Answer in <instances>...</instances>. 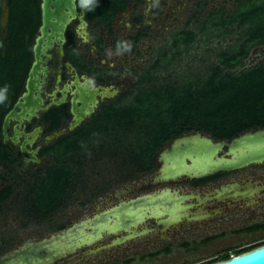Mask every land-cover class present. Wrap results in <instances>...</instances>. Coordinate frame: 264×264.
<instances>
[{"label":"trees","instance_id":"trees-1","mask_svg":"<svg viewBox=\"0 0 264 264\" xmlns=\"http://www.w3.org/2000/svg\"><path fill=\"white\" fill-rule=\"evenodd\" d=\"M21 1L10 0L5 33L0 25L3 44L0 87L9 88V102L0 105V180L2 167L17 174L18 159L3 141L1 127L24 85L32 61V33L36 27L30 4ZM129 2L98 0L95 11L88 14L112 34L115 14L123 11ZM142 19L138 15L135 22L140 24ZM211 29L214 37L235 33L240 36L235 45L219 49L217 61L208 62L202 71L170 77L173 72L168 69L169 64L190 48L197 34L207 36ZM143 30L139 28L130 36L132 52L138 51L137 42L144 36ZM97 37L101 44L102 36ZM117 39L121 38H115L113 46ZM256 44H264V0H234L228 9L222 6L208 11L197 29L188 24L173 32L170 43L159 48L154 60L139 73L125 95L103 104L73 131L44 146L40 157H46L47 162L36 167V172L19 174V181L0 187V215L15 211L24 220L23 225L32 221L55 222L57 212L74 201L87 205L117 187L152 174L158 153L174 137L201 129L215 140H230L244 131L264 127V61L240 71L232 70ZM167 70L169 73L164 75ZM46 115L54 129L66 113L60 106L50 108ZM67 226L66 223L51 226L47 233ZM45 235L39 234L40 238ZM14 240L0 236V256L14 247ZM261 245L264 240L242 246L234 254ZM163 250L145 256H156ZM229 258L230 253L226 252L197 264H213Z\"/></svg>","mask_w":264,"mask_h":264},{"label":"flooded vegetation","instance_id":"flooded-vegetation-1","mask_svg":"<svg viewBox=\"0 0 264 264\" xmlns=\"http://www.w3.org/2000/svg\"><path fill=\"white\" fill-rule=\"evenodd\" d=\"M25 1L28 2V5L30 4L31 12H32L31 16L36 21V27L32 33V40H33L32 60H33V46L36 38L41 35L40 28L43 24V5L45 3V0H23L21 2L25 3ZM48 1H49L48 5L52 11L51 19L53 21L58 20V18H62V16H64L63 14H65L66 12L69 13V0H48ZM148 2L149 0H130L127 7L123 11H120L115 14L111 24L112 34H110L108 30H105L102 25H98L95 19L92 18L90 19L88 13L82 14L79 8H76L74 10V13L73 14L71 13V15H69L70 19L67 22L66 27L62 33L63 38L60 37L59 40L56 41L54 34L51 33L50 29H48V33L51 35L53 43L48 49H46L47 57L46 56L44 57L46 61L43 63V65L47 68V72L40 92V96L42 98L41 108L38 109L35 115H33L30 119L28 120L24 119L22 123H19L16 120L10 121L7 128V133L9 137L14 136L15 129H17V131L36 132V136L31 135L28 137L29 139L30 138L34 139L32 145L28 146V150H34L38 147V152L36 153V156L40 160L39 162H33L30 160L27 164H25L26 158L24 154L20 151V143L24 139V136L23 135L17 136L19 141L17 144H15L12 142L10 138L5 139L4 134L2 132L3 141L9 144V148L13 150V153L18 160L15 161L17 174L16 172L14 174L12 170L11 172L10 171L8 172L5 169V167H2L3 178L1 177L2 179L0 180V187L6 184L15 183L19 181L20 180L19 174L25 175L27 172L30 171L36 172L35 171L36 167L45 165V163L47 162V158L40 157V151L44 146H46V143L48 142L47 139L50 135H52L57 131H64V132L68 131V126L73 116L71 111L72 98L74 96V92L78 89L79 86H81L83 82V78L85 76L94 78L97 85L96 88L98 89L99 92L102 93L101 95L99 94L96 96L97 105L95 107L94 113L90 115L89 118H91L100 109V107L103 104L110 103L113 100H116L119 97L125 95L124 93L128 92V90L136 83L139 73L144 71V68L142 67V63L144 59L140 57V52L142 51L141 49L142 38L145 35L148 36V34H146L147 28L144 27L146 23V17L151 18V15L149 14L150 12H153V11L150 12L145 11ZM179 2L182 5L183 1L179 0ZM9 3L10 0H0V25L2 26L3 33L6 32L4 25L8 21L9 7H10ZM197 3L198 2L195 1L194 7H197L198 5ZM177 4L178 2H176V0H161L162 8L159 10V12H154L155 14H158L156 15V20L161 21L163 25L162 28H165V30H167V27L162 20L168 16V11L166 9L175 7ZM57 6L63 7V11H61L60 8L56 9L55 7ZM178 6L180 5L178 4L175 7L176 10L179 9ZM20 7L21 9H24L25 6L20 5ZM221 7L222 6H217L216 9H220ZM229 7L227 8L224 7V9H228ZM211 10H213V8L206 10L207 13L205 17L208 15V11ZM194 12L195 10L191 11L192 15ZM138 15H141L143 18L140 24L135 22V18ZM122 20L129 21L125 25L126 26L125 29L119 27V24L120 22H122ZM139 28H144L143 31L145 32V34L137 42L138 51L132 52L129 55L124 54L123 57H113V60L115 61V67H112L113 60L112 59L107 60V58L105 57V53L108 50L114 49L113 40L115 38H123L126 40H130V36L135 35ZM148 28H152V27L148 26ZM77 29H81V35L76 34ZM98 35H101L103 38V42L101 44L99 43V39L97 37ZM163 35L164 34L161 31V33H157V38L159 36H161L160 38H163ZM239 36L240 33H235L227 37H217L215 41L219 40L221 46H223L222 48H227L228 46L235 45L237 42V38ZM84 39H90V42L85 43L83 42ZM199 40L200 39L197 38L194 42ZM157 49L155 50L154 57L159 52V50ZM212 54H210V58H209L210 61L211 60L217 61V51L214 50ZM154 57L152 60H154ZM178 58L179 57H177L176 59ZM263 61H264V44H256L251 47L248 55L243 59L242 63L235 65L232 68V70L240 71L243 69H247L249 67L257 66ZM24 91H25V81L17 99L23 94ZM60 99H62V101L59 104H56L55 102L59 101ZM47 105L48 107L45 108ZM60 106H63V110L66 113V116L61 119L58 127L53 129L51 128L52 122L47 117L46 112L52 107H60ZM196 131H201L203 134L210 136L206 131H203L201 129L190 132H196ZM190 132H186L183 134H187ZM171 141L168 144H166L164 147L169 146ZM164 147H162V149ZM158 155L156 158L155 171L152 174L145 176V178L141 181V184H139V186L135 185L133 183L134 181L132 182L133 184H129L128 186H126L127 192H125L124 195L128 194L129 192L133 191L136 188H140V187L145 188L148 185L156 186L162 184L163 182L175 183L177 181L183 180L184 182H186V186L183 189L174 186L173 187L163 186L149 190H143L136 195L152 192L163 188H169L171 190L177 189L183 193H187L190 195V197L185 200V203L187 204L188 207L184 211L185 213L187 212V215L186 217H183L181 221H179L178 223L198 221V220L211 218L218 214L221 215L222 213H228V215L224 216V218L227 220V224L228 225L238 224L235 228L230 227L229 231L231 235L238 236L239 234H248V233L250 234L252 232L264 229V212L259 213L258 211H256L252 214H246V215H238L237 213V210H239L241 207H248L249 205H260V204L262 206L264 205V199L258 198V195L264 191V177L262 179H259L261 181L258 180L255 181V179H249L246 177H244L246 179L242 177L241 178L234 177L231 179L218 181L220 178H223L225 175L246 167L244 166L234 170L219 172L214 175L198 178V179L205 178L202 181H197L198 179H188L185 177H179L177 179H169L165 181L153 182L152 181L153 176L157 173V169L160 165L158 161ZM230 186H234L236 189H238L236 190V193H238L236 196H232V195H224L223 197L217 196L216 192L219 189L223 187L230 188ZM248 188L254 189L253 193L243 196L241 193L245 190H248ZM120 189L122 188H119L118 190ZM115 191L116 190L112 191L111 194H113V196L117 198V195L114 194ZM199 196H201L200 200L197 198ZM105 199L107 198L105 197ZM196 199H198V203H202V205L198 204L196 207H194L196 204ZM210 202H214L216 204L209 205L208 203ZM191 204H193L194 206ZM195 216L196 218H193ZM258 216H260V219L258 218ZM187 218H191V219H187ZM224 218L222 219L225 222L226 220ZM144 225L149 228L155 227V230H151L146 234L157 233L158 236H160L161 238L165 236L164 234L165 230L169 229L171 226H174L173 224H170L166 228L161 229V225H157L154 220H147L144 223ZM140 227L141 226H139V228ZM221 234H223V231H221L219 234H207L206 236L200 238L196 242L197 243L210 242L216 239L217 237H219V235ZM211 236H215V237L207 240V238ZM113 237L114 236H112L111 238ZM137 238L138 237H136L135 239ZM104 243L105 242L96 244L92 247H88L86 250ZM185 243L187 245L191 243L194 244V240H190V242H185Z\"/></svg>","mask_w":264,"mask_h":264},{"label":"water","instance_id":"water-1","mask_svg":"<svg viewBox=\"0 0 264 264\" xmlns=\"http://www.w3.org/2000/svg\"><path fill=\"white\" fill-rule=\"evenodd\" d=\"M48 3L49 1L45 0L43 5L41 35L36 38L33 46V60L27 72L25 91L5 114L2 123L5 139L10 138L13 143L17 144L19 141L17 136H24L20 143V151L26 158L25 164L30 160L33 162L40 160L36 156L38 147L34 150H28V146H31L34 141L33 138L29 139L28 137L36 136V132L17 131L15 129L14 136L9 137L7 128L10 121L16 120L22 123L24 119H30L41 108L40 92L47 72V68L43 65L46 61L44 57L46 56V49L53 43L48 29L58 41L60 37L63 38L62 33L70 19L68 12H66L62 18L53 21L51 19L52 11ZM55 8H60L63 11L61 6ZM99 94L102 93L97 88L92 91L79 86L72 98L71 111L73 116L68 131L53 133L48 137L46 145L73 131L83 121L89 119L90 115L94 113L97 105L96 96ZM61 101L62 99L55 103L59 104ZM47 107L48 105L45 108ZM175 155L179 157V163L173 162ZM158 161L160 165L157 173L153 176V182L179 177L198 179L250 164L261 163L264 162V127L244 131L230 140H214L201 131L182 134L175 137L169 146L164 147L159 152ZM125 192H127L126 188L116 190L114 192L117 195L116 203L100 210L96 206L97 210L92 215L74 221L61 230L34 240L22 241L20 245L0 256V264H50L112 235L114 237L110 241L90 248L82 255H89L122 244L155 230V227L142 226L147 220H154L157 225H161V229L181 221L180 215L184 213L183 211L187 207L185 200L190 197L187 193L169 188L158 189L127 199L123 197ZM138 225L141 227L137 228ZM213 264H264V245Z\"/></svg>","mask_w":264,"mask_h":264},{"label":"rangeland","instance_id":"rangeland-1","mask_svg":"<svg viewBox=\"0 0 264 264\" xmlns=\"http://www.w3.org/2000/svg\"><path fill=\"white\" fill-rule=\"evenodd\" d=\"M182 1L184 4L182 3L181 5L179 0H176V2H178L180 5L178 6V10L175 9L178 4L175 7L166 9L168 11V16L162 21L164 24H166L167 30L162 28L163 25L161 21L156 20V15L158 14L149 11L151 18L146 17V23L144 26L147 28L146 34H148V36L145 35L142 38V51L140 52V57L144 59L142 63V67L144 69L145 66H147L152 61L155 55V50L159 47H166L167 43H170L171 36L175 30H180L181 28L186 27L188 24L190 27H195L197 29L199 24L204 21L203 19L207 13L206 10L210 8H216L217 6H224L227 8L231 6L233 2V0ZM195 1L198 2L197 7H194ZM193 10H195V12L192 15L191 11ZM127 22L129 21L122 20V22L119 24V27L125 29ZM148 26L152 28H148ZM161 31L164 34L163 38H160L161 36L157 38V33H161ZM211 32H213V29L209 31L207 35L208 37L205 35V33L197 34V37L200 40L191 44L190 48L185 49V51L179 55L178 59L173 60L171 64H169L168 69L173 72L171 73L170 77H173L174 79L183 75L186 76L192 74L194 71H202L203 67L207 65L208 62H210V54H212L214 50L218 51L223 47L221 46L219 40L215 41L217 37L212 36L213 33ZM166 73H169V71L167 70L163 74L165 75ZM178 161L179 157L175 155L173 162L179 163ZM234 177H246L249 179H255V181H261L259 179L264 177V162L248 165L242 169L225 175L218 181L227 180ZM144 178L145 177L140 178L133 183L139 186ZM133 183H127L123 186L113 189L112 191L123 187L126 188V186ZM163 186H174L183 189L186 186V182L182 180L175 183L163 182L162 184L156 186L148 185L145 188H136L124 195V197H132L143 190H149ZM112 191L108 192L104 196L96 198L87 205H81L78 201L72 202L68 207L57 212V214L54 216L55 222H40L38 224L32 221L27 225H23L24 220L20 218L15 213V211H10L6 215L1 214L0 236L5 235L8 238H15L13 248L20 245V243L24 240H34L40 238V233H45V236H47L50 234V232L47 233V230H49L51 226L62 223L69 225L74 221L84 218L85 216L92 215L93 212L97 210L96 206H98V209L100 210L106 206L116 203L117 198L111 194ZM105 197L107 199H105ZM258 198L264 199V191L258 195ZM208 204L215 205L216 203L210 202ZM263 206L260 204L241 207L239 210H237V213L238 215H246L252 214L256 211L259 213L264 212ZM226 215H228V213H222L221 215L218 214L211 218L198 221L181 222L165 230V236L162 238L158 236L157 233H149L142 235L137 239L133 238L122 244L102 249L89 255H82L88 247H92L103 242H108L114 235L106 236L103 239L89 246H85L71 254H68L50 264H110L114 262L117 264H197L226 252L230 253V255L234 254L235 250L242 246L264 240V229L252 232L250 234H239L238 236L231 235L229 231L230 227L235 228L238 224L228 225L227 220L224 218ZM222 218H224L226 221L224 222ZM258 218L260 219V216H258ZM221 231H223V234L219 235V237L210 242H196L207 234H219ZM190 240H194V244L191 243L187 245L185 242H190ZM167 247H169L168 251H166ZM160 248H165V250L156 256H145L148 252H154ZM142 255L145 256L144 259L140 258ZM129 258H132V261H127Z\"/></svg>","mask_w":264,"mask_h":264},{"label":"clouds","instance_id":"clouds-1","mask_svg":"<svg viewBox=\"0 0 264 264\" xmlns=\"http://www.w3.org/2000/svg\"><path fill=\"white\" fill-rule=\"evenodd\" d=\"M98 5V0H69V15L75 10L79 8L83 13L94 12L95 8ZM162 8L161 0H149L145 11H153L158 12ZM77 35H81V29H77ZM83 42L88 43L90 39H84ZM3 44L0 42V47ZM133 50V42L126 39H117L114 42V49L108 50L105 53V57L108 59H112L113 57H123L124 54H131ZM112 67H115V61L113 60ZM96 81L94 78L85 76L83 78V82L81 84L82 88H86L88 90L94 91L96 88ZM9 102V88L7 85L0 87V105H6Z\"/></svg>","mask_w":264,"mask_h":264},{"label":"bare ground","instance_id":"bare-ground-1","mask_svg":"<svg viewBox=\"0 0 264 264\" xmlns=\"http://www.w3.org/2000/svg\"><path fill=\"white\" fill-rule=\"evenodd\" d=\"M238 186V185H237ZM231 188V189H230ZM230 188H228V187H223V188H221V189H219L216 193H217V196L218 197H223L224 195H232V196H236L238 193H236V190H238V189H236L234 186H230ZM253 191H254V189H252V188H249L248 190H245V192L243 191L241 194L243 195V196H245V195H249V194H251V193H253ZM212 193V192H211ZM214 193V192H213ZM200 197L201 196H199V197H197L199 200H200ZM238 198V197H237ZM198 199H196V204H195V206L193 205V204H191V205H193L194 207H196L198 204L199 205H201L202 203H198ZM206 199V198H205ZM188 207V206H187ZM187 207H185V209H187ZM190 207V206H189ZM193 208V207H192ZM184 209V210H185ZM188 209H190V208H188ZM187 211V210H186ZM191 211V210H190ZM184 213L182 214V215H180V217L181 218H183V217H186V215H187V212L185 213V211H183ZM198 213V212H197ZM145 223V222H144ZM144 223H143V225H144ZM174 224H176V223H174ZM173 224V225H174ZM145 226V225H144ZM137 228H139V225L137 226Z\"/></svg>","mask_w":264,"mask_h":264},{"label":"built area","instance_id":"built-area-1","mask_svg":"<svg viewBox=\"0 0 264 264\" xmlns=\"http://www.w3.org/2000/svg\"><path fill=\"white\" fill-rule=\"evenodd\" d=\"M235 254H231L230 256L232 257V256H234Z\"/></svg>","mask_w":264,"mask_h":264}]
</instances>
